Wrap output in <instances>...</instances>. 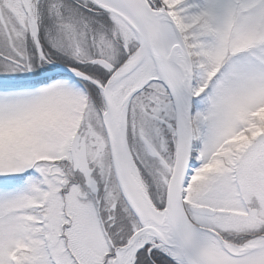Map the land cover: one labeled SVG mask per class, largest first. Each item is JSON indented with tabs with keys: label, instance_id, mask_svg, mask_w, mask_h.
Segmentation results:
<instances>
[{
	"label": "snow or ice",
	"instance_id": "obj_1",
	"mask_svg": "<svg viewBox=\"0 0 264 264\" xmlns=\"http://www.w3.org/2000/svg\"><path fill=\"white\" fill-rule=\"evenodd\" d=\"M0 264H264V0H0Z\"/></svg>",
	"mask_w": 264,
	"mask_h": 264
}]
</instances>
